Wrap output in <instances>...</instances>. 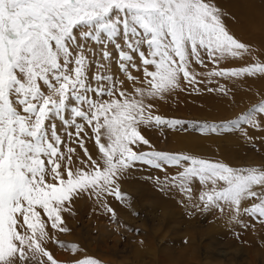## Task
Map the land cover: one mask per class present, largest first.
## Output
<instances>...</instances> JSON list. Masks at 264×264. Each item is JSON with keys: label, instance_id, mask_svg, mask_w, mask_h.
Returning <instances> with one entry per match:
<instances>
[{"label": "snow or ice", "instance_id": "obj_1", "mask_svg": "<svg viewBox=\"0 0 264 264\" xmlns=\"http://www.w3.org/2000/svg\"><path fill=\"white\" fill-rule=\"evenodd\" d=\"M223 15L216 0H0V264H103L57 234L71 231L85 194L116 218L108 198L130 204L122 183L134 171L185 215L264 226V162L232 165L155 142L165 129L239 131L253 145L251 133H264V93L229 119L161 111L177 92L234 96L227 81L264 78L259 58L224 65L253 50ZM54 240L77 255L57 258Z\"/></svg>", "mask_w": 264, "mask_h": 264}, {"label": "rangeland", "instance_id": "obj_2", "mask_svg": "<svg viewBox=\"0 0 264 264\" xmlns=\"http://www.w3.org/2000/svg\"><path fill=\"white\" fill-rule=\"evenodd\" d=\"M216 3L226 26L253 50L251 56L229 59L224 65L247 66L257 58L264 60V0H216ZM227 83L234 89V96L177 92L161 102V111L189 120L229 119L259 100V93H264V78H235ZM148 134L155 139L159 133L154 130ZM251 134L254 145L239 131L218 135L165 129L166 138L155 142L161 149L190 150L232 165L259 164L264 162V145L260 143L264 133ZM145 175L134 171L123 178L122 189L131 195L130 204L108 198L117 212L116 218H111L87 194L76 199L75 214L67 217L71 231L58 233L59 239L69 246L78 244L81 258H98L103 264H264V226L259 220L250 219L249 226L242 227L220 213L185 215L176 203L177 197L155 191L144 182ZM50 248L60 259L77 255L60 247L55 240Z\"/></svg>", "mask_w": 264, "mask_h": 264}, {"label": "bare ground", "instance_id": "obj_3", "mask_svg": "<svg viewBox=\"0 0 264 264\" xmlns=\"http://www.w3.org/2000/svg\"><path fill=\"white\" fill-rule=\"evenodd\" d=\"M260 81V80H259ZM241 92V91H240ZM240 97V96H239ZM222 107V106H221ZM208 152V151H207ZM236 157H237V155H236Z\"/></svg>", "mask_w": 264, "mask_h": 264}]
</instances>
